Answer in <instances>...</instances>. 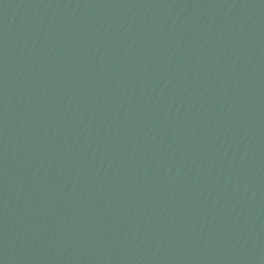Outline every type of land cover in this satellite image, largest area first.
<instances>
[{
  "label": "water",
  "instance_id": "obj_1",
  "mask_svg": "<svg viewBox=\"0 0 264 264\" xmlns=\"http://www.w3.org/2000/svg\"><path fill=\"white\" fill-rule=\"evenodd\" d=\"M0 264H264V0H0Z\"/></svg>",
  "mask_w": 264,
  "mask_h": 264
}]
</instances>
